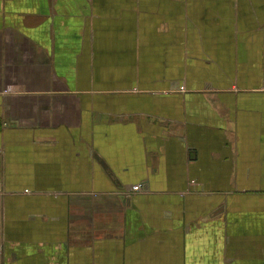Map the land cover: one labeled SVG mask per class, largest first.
I'll list each match as a JSON object with an SVG mask.
<instances>
[{
  "label": "crops",
  "instance_id": "0c3cea01",
  "mask_svg": "<svg viewBox=\"0 0 264 264\" xmlns=\"http://www.w3.org/2000/svg\"><path fill=\"white\" fill-rule=\"evenodd\" d=\"M0 264H264V0H0Z\"/></svg>",
  "mask_w": 264,
  "mask_h": 264
},
{
  "label": "built area",
  "instance_id": "2783aa9c",
  "mask_svg": "<svg viewBox=\"0 0 264 264\" xmlns=\"http://www.w3.org/2000/svg\"><path fill=\"white\" fill-rule=\"evenodd\" d=\"M132 189L136 190V191H140L141 190V185H133Z\"/></svg>",
  "mask_w": 264,
  "mask_h": 264
},
{
  "label": "rangeland",
  "instance_id": "374dc122",
  "mask_svg": "<svg viewBox=\"0 0 264 264\" xmlns=\"http://www.w3.org/2000/svg\"><path fill=\"white\" fill-rule=\"evenodd\" d=\"M182 89L184 90V87H182Z\"/></svg>",
  "mask_w": 264,
  "mask_h": 264
}]
</instances>
